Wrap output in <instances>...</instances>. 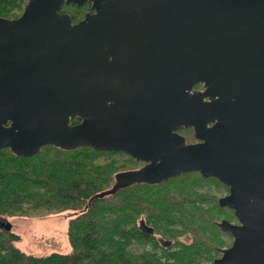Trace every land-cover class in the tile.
<instances>
[{
    "label": "water",
    "instance_id": "obj_1",
    "mask_svg": "<svg viewBox=\"0 0 264 264\" xmlns=\"http://www.w3.org/2000/svg\"><path fill=\"white\" fill-rule=\"evenodd\" d=\"M86 3L76 23L60 11ZM45 146L144 163L93 198L215 178L238 224L217 222L233 240L213 263L264 264V0H27L0 17V150Z\"/></svg>",
    "mask_w": 264,
    "mask_h": 264
},
{
    "label": "trees",
    "instance_id": "obj_2",
    "mask_svg": "<svg viewBox=\"0 0 264 264\" xmlns=\"http://www.w3.org/2000/svg\"><path fill=\"white\" fill-rule=\"evenodd\" d=\"M26 2L0 0V17L17 18ZM86 10H89L88 3L81 7L63 4L60 8L74 23L83 18ZM182 134L187 136L188 142L193 141L191 131L183 130ZM115 155L126 157L128 170L141 165L124 152H103L89 147L65 151L45 146L30 157L15 156L8 149H1L0 217L46 215L69 210L73 212V218L67 226L68 253L26 254L15 246L18 235L0 228V264H163L160 259H152L140 250L146 240L136 237L143 238L137 226L131 227L138 220L157 228L161 226L168 239L174 238V232L168 226L177 222L182 232L192 239L191 247L198 254L201 249L217 244V234H220L214 222L224 217V209L217 205L215 196H209V188L215 185L214 188L227 192L223 184L215 178L205 179L197 173H188L146 186V189L126 187L102 198H93L111 189L115 174L125 169L112 158L100 162L101 158ZM186 198H194L189 200L190 208H183L180 203L177 206L179 199ZM203 201H212L213 207L205 209ZM132 236H135L134 241ZM188 251L183 252L175 264L194 263L195 260L189 259L192 252Z\"/></svg>",
    "mask_w": 264,
    "mask_h": 264
},
{
    "label": "rangeland",
    "instance_id": "obj_3",
    "mask_svg": "<svg viewBox=\"0 0 264 264\" xmlns=\"http://www.w3.org/2000/svg\"><path fill=\"white\" fill-rule=\"evenodd\" d=\"M111 158L119 161L121 165H124L125 169H123L122 171H126V169L128 168V163L127 160H125L126 158L125 156L115 155L111 157H105V158H101L102 160L100 162L103 163L109 161ZM214 186L213 188H209V196L213 195L217 199L224 196L226 192L221 188L220 189L214 188ZM202 207H206L205 209L212 208L213 203L212 201H208L206 203H203ZM69 212L71 211L68 210L60 213H52V214L36 215V216L35 215L8 216L6 218L0 217V220L4 222H9L11 224L10 230L19 236V241L15 243V246L20 251L35 256H45L53 252L68 253L70 251L68 238H67V226L71 218H73V213H69ZM223 216L224 217L221 218L232 220V217L226 210L223 211ZM179 227L180 226H174L173 228L168 227V229L171 230ZM155 228L158 233H160L164 238H166L163 232L166 231L165 229H163L161 226L159 228L157 227ZM179 230H181V228ZM219 234L220 235L217 234L218 236L217 244L213 246L221 247L223 245H229L231 239L227 238L225 234L223 235V233L220 230H219ZM188 241H192V239L190 238ZM206 249L207 248L201 249L200 252L205 251ZM140 250L147 253V255H149L150 257L158 258L156 257L155 254H152L146 246L140 247ZM189 259L191 261L192 260L199 262L202 261L204 264L210 263V261H208L207 259L198 260L199 257H195V258L189 257Z\"/></svg>",
    "mask_w": 264,
    "mask_h": 264
},
{
    "label": "flooded vegetation",
    "instance_id": "obj_4",
    "mask_svg": "<svg viewBox=\"0 0 264 264\" xmlns=\"http://www.w3.org/2000/svg\"><path fill=\"white\" fill-rule=\"evenodd\" d=\"M87 11H89V10H86L85 12H87ZM195 89H201V85H196ZM76 122H73V123H76ZM183 130H189V131H191V133L193 135L192 130L190 128H182V129L178 130V133L186 138L187 143H195L196 141L194 140V138H193V141L188 142L187 136L182 134ZM140 163H141V165H139L138 167L133 168V169H137V168L142 167L144 165L143 162H140ZM133 169H130V170H133ZM192 173H197L198 175H200L198 172H192ZM186 174H188V173H186ZM182 175H185V174H182ZM172 178H174V177H172ZM205 179H208V178H205ZM163 182H165V181H163ZM154 185H157V184L151 185V184L139 183V184L130 185L128 187L131 188V190H135L136 188L137 189H146V186L150 187V186H154ZM132 193H134V192H132ZM227 194H228V188H227V192L224 194V196ZM191 199H194V198L179 199L177 206H179V203H180V204H182L183 208H190L189 206H192V203L189 200H191ZM203 203H206V202L203 201ZM195 205H197L196 202H195ZM222 208L224 210H226L230 214V216H232V220H227L226 218H221L219 221H221L222 219H226L227 221H229L233 224H238L237 220L233 216V212L228 208H225V207H222ZM69 213H73V212H69ZM219 221H215L214 222L215 225ZM142 224H144L145 227L152 228V231H147V230H144L143 228H141ZM136 226L143 233V234L141 233V235H143V238H141L140 235H137L136 237H138L141 240H146V242H145V244H143V246H146L152 254H155L156 257H158V258H153V257H151V258L155 259V260L160 259L161 261H163V264L165 262H167L168 264L177 263V259H179L183 255V252L186 251V253H189L188 249H190V251L192 252L191 257H197L198 256L199 257L198 260L207 259L208 261H210L209 264H214L213 261L222 255V251L227 249L231 245V242L233 240L232 237L228 233L222 232L217 227L223 233V235L225 234V236L227 238L231 239L230 244L229 245H223L221 247L220 246H213L211 248H207L205 251H201L200 254H198L197 250L194 249L193 247H191L192 241H188L190 239L189 236L184 234L182 232V230H179L180 227L176 228V229H171V231H175L174 235H173L174 238L168 239V238H164L160 233H158L156 231L155 226L151 225L150 223L144 222L143 220H138V222H136L135 225H134V223L131 224L132 228H136ZM174 226H180V225L177 222H173L168 227L173 228ZM135 230L136 229H134L133 232ZM134 237L135 236H132V238H133L132 241H134ZM208 251H209V253L211 251V253L209 254ZM192 264H204V263L202 261L201 262L195 261Z\"/></svg>",
    "mask_w": 264,
    "mask_h": 264
}]
</instances>
